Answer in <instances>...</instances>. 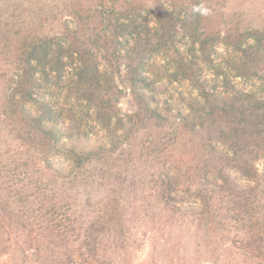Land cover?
<instances>
[{
  "label": "trees",
  "instance_id": "16d2710c",
  "mask_svg": "<svg viewBox=\"0 0 264 264\" xmlns=\"http://www.w3.org/2000/svg\"><path fill=\"white\" fill-rule=\"evenodd\" d=\"M239 76L264 0H0V264H264Z\"/></svg>",
  "mask_w": 264,
  "mask_h": 264
},
{
  "label": "rangeland",
  "instance_id": "374dc122",
  "mask_svg": "<svg viewBox=\"0 0 264 264\" xmlns=\"http://www.w3.org/2000/svg\"><path fill=\"white\" fill-rule=\"evenodd\" d=\"M184 41V39H183ZM209 71H207L208 73ZM207 75H210L208 73ZM236 81H238L239 85L242 87H247L248 89H252L257 92L259 96L264 98V83L257 78L246 79L244 77H236Z\"/></svg>",
  "mask_w": 264,
  "mask_h": 264
},
{
  "label": "clouds",
  "instance_id": "9594fccd",
  "mask_svg": "<svg viewBox=\"0 0 264 264\" xmlns=\"http://www.w3.org/2000/svg\"><path fill=\"white\" fill-rule=\"evenodd\" d=\"M194 12H199L201 15L209 14V9L205 8L202 4L193 9Z\"/></svg>",
  "mask_w": 264,
  "mask_h": 264
}]
</instances>
